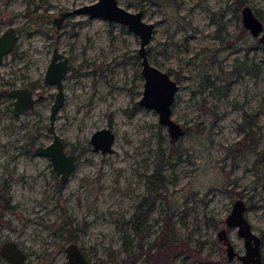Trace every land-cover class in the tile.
<instances>
[{
	"label": "rangeland",
	"instance_id": "obj_1",
	"mask_svg": "<svg viewBox=\"0 0 264 264\" xmlns=\"http://www.w3.org/2000/svg\"><path fill=\"white\" fill-rule=\"evenodd\" d=\"M92 1L0 0V32L12 26L17 34L0 62V244L15 240L26 264H65L66 229H76V242L92 261L121 264L125 236L138 255L128 264H155L151 256L164 233L174 242L173 264H241L227 259L217 232L224 227L235 250L244 252L236 228L224 223L231 202L243 198L264 264V47L240 13L250 4L264 25V0H118L154 23L148 60L177 80L171 113L184 128L174 140L177 157L162 166L164 186L143 205L150 194L145 176L158 152L166 154L170 137L154 108L138 103L143 77L136 34L84 12L56 27L60 11ZM53 47L70 64L54 121L78 160L65 182L34 151L51 139L46 125L56 86L43 73ZM25 83L34 88V107L15 115L7 90ZM245 113L256 115L259 135L238 129ZM101 127L114 134L110 152L89 141ZM237 148L242 154L234 159ZM0 264L11 263L0 256Z\"/></svg>",
	"mask_w": 264,
	"mask_h": 264
},
{
	"label": "water",
	"instance_id": "obj_2",
	"mask_svg": "<svg viewBox=\"0 0 264 264\" xmlns=\"http://www.w3.org/2000/svg\"><path fill=\"white\" fill-rule=\"evenodd\" d=\"M87 13L88 16H101L109 21L119 22L130 29L138 36L139 45L137 47L140 57V71L143 77V86L138 103L146 107H152L158 113V122L165 124L170 140L174 141L184 132L182 125L172 117V101L178 88V82L168 71L157 67L148 60L147 50L145 49L154 29V23L145 21L140 8L131 11L118 4V0H94L91 3H83L71 10L60 11L58 16L53 17L56 27L61 25L62 19L71 13ZM241 22L249 34L263 44L264 47V25L261 18L253 11L250 4H243L240 8ZM17 34L14 27L8 26L0 32V62L4 55L8 54L15 46ZM51 57L44 70V81L54 84L56 90L53 93V100L49 105L48 123L46 128L51 132V139L48 143L37 144L34 151L46 155L51 161L52 169L59 174V181L65 182L68 175L75 168L77 161L75 154L71 150L65 149V142L60 138L54 129L55 115L63 102V74L70 68L67 57L53 47ZM8 95L13 98L12 112L17 115L25 111L33 110L35 96L33 88L27 85L11 86ZM39 97V95L37 96ZM114 134L109 127H101L94 130L89 141L92 149L102 153L113 150L111 144ZM229 212L225 215V226L236 228L237 235L243 239L244 252H236L233 245L226 236V229L221 227L217 232L218 238L226 242L228 257L234 254L242 264H260L262 261V251L260 249L261 238L250 227V223L245 216V201L243 198H236L231 202ZM66 264H100L90 260L81 246L76 241L67 242L64 245ZM0 256L3 260L11 264H26V253L13 239H6L0 244ZM110 264H120L115 261Z\"/></svg>",
	"mask_w": 264,
	"mask_h": 264
},
{
	"label": "trees",
	"instance_id": "obj_3",
	"mask_svg": "<svg viewBox=\"0 0 264 264\" xmlns=\"http://www.w3.org/2000/svg\"><path fill=\"white\" fill-rule=\"evenodd\" d=\"M242 121H240L238 123V128H251L252 126L255 125V122L253 120V117L251 115H244L242 116ZM249 131V130H248ZM252 132L249 131L248 134V137L250 136ZM169 145V149L167 150L166 154H164L163 152H158L157 154V159L154 163V170L145 176V178L147 179V186L146 188L148 189L149 193L151 195L155 194V192H160L161 188L164 186V178H163V174L161 172V169L163 168L162 166L164 164H169L171 163L172 160L175 159V157H177L178 155V149L176 148L177 145L174 141H171L168 143ZM242 150L239 148L233 150V157L234 159L239 157L242 152ZM145 197V196H144ZM153 197V196H151ZM144 199V198H143ZM142 199V200H143ZM0 200H1V197H0ZM5 207H9L7 204L4 205ZM165 222H167L166 220H164ZM134 224L133 226V232L134 233V237L135 236H140V230L136 227L135 223H132ZM165 230L167 232H169L170 228H169V225H168V222L167 224H165L164 226ZM82 230V229H81ZM79 230V231H81ZM77 230L76 229H66V232L68 233V235H65V240L66 241H71V240H75L76 236H75V232ZM163 238L162 240L159 242V244L157 245L158 248V251L156 250L155 252H153V255L151 256V260H153L155 262V264H159V261L160 259L162 258V256H164V259H165V264H168V251L171 250L173 248V243L172 240H166V236L165 234L163 233ZM122 248H123V251H124V257L121 259V264H128L129 262H133L135 261L136 259V256H138L137 254H134V250L132 249V244L130 241H128L127 238H125V236H123V239H122Z\"/></svg>",
	"mask_w": 264,
	"mask_h": 264
},
{
	"label": "flooded vegetation",
	"instance_id": "obj_4",
	"mask_svg": "<svg viewBox=\"0 0 264 264\" xmlns=\"http://www.w3.org/2000/svg\"><path fill=\"white\" fill-rule=\"evenodd\" d=\"M242 7V6H241ZM53 49V48H52ZM51 53H52V50H51ZM50 53V54H51ZM52 55V54H51ZM51 57V56H50ZM50 59V58H49ZM24 85H27V86H29V87H31L30 86V83H25ZM31 88H33V87H31ZM33 90H34V88H33ZM8 91H9V89L7 90V95H8ZM9 96V95H8ZM10 97V96H9ZM12 98V97H11ZM12 100H13V98H12ZM244 115H248V114H243V116ZM249 115H251L252 117H253V120H254V122H255V125L254 126H252L251 128H249V129H247V128H241V129H239L240 131H243V133H246V134H248V132L249 131H251L253 134H256V135H259V132H260V130H259V126H258V124H257V122H256V115L255 114H249ZM249 130V131H248ZM258 137V136H257ZM255 137V138H253L252 137V140L250 141V142H252L253 143V149L252 150H255V148H258V145H257V143L259 142L258 140L260 139V137ZM65 146H66V143H65ZM247 149L249 148V146H248V144H247V147H246ZM262 146H260L259 147V150H258V152H259V154H261L262 153ZM69 150H71V149H69ZM72 152H73V150H71ZM74 153V152H73ZM75 154V153H74ZM75 160L76 161H78L77 160V155H75ZM58 181H59V174H58ZM60 182V181H59ZM152 195L151 194H148L147 196H145L144 197V199L142 200V202H141V204L143 205V203H144V201H145V203H147L148 202V204H149V202H151V200H149L150 199V197H151ZM144 203V204H145ZM140 204V205H141ZM141 210V208H139V210L138 211H140ZM141 212V211H140ZM225 220V219H224ZM228 231L226 230V236H227V239H229L230 240V242L232 243V245H233V241H231V239L228 237ZM68 236H70V235H68ZM217 238H218V235H217ZM218 240H220L221 241V243H222V245H223V248H224V250H225V252H226V257H227V259L228 260H230V259H232L233 257H235V258H237L236 256H235V254L231 257V258H229L228 257V254H227V250H226V242H225V240H223V239H219L218 238ZM71 241H76V238H75V240H71ZM71 241H66L65 240V243H64V245L67 243V242H71ZM64 245H63V247H64ZM148 249V248H147ZM147 249H145V252H147ZM233 250H235V248H234V245H233ZM171 251L172 250H169L168 251V264H173L172 262H171V260H172V258L173 257H175L174 255L175 254H173V255H171L170 256V254H171ZM236 252H239L238 250H235ZM26 253V252H25ZM86 255V254H85ZM64 256H65V250H64ZM89 258V257H88ZM238 259V258H237ZM110 263H112V262H110ZM109 263V264H110ZM65 264H66V260H65ZM159 264H165V259H164V256H162V258L160 259V261H159ZM242 264V263H241Z\"/></svg>",
	"mask_w": 264,
	"mask_h": 264
}]
</instances>
